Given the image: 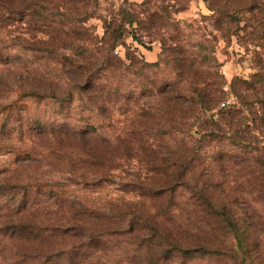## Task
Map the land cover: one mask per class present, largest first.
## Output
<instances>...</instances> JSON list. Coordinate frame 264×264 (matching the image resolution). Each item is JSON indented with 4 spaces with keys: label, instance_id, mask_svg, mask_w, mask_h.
Returning a JSON list of instances; mask_svg holds the SVG:
<instances>
[{
    "label": "trees",
    "instance_id": "1",
    "mask_svg": "<svg viewBox=\"0 0 264 264\" xmlns=\"http://www.w3.org/2000/svg\"><path fill=\"white\" fill-rule=\"evenodd\" d=\"M7 3L11 4L5 11L8 16L21 11L29 15L27 33L39 30L55 37L64 35L65 40L70 41L69 46L74 44L73 37L69 36L77 30L74 23L83 21L82 16L87 18L97 7V0H8ZM239 6L247 13L243 18L244 34L253 40L252 56L261 68L251 80L241 82L249 95L234 90L237 105L221 107L216 112L217 119L201 122L202 136L214 142L213 158L219 164L217 180L207 173L213 161L203 159L202 152L207 151L198 144L200 140H189L183 134L188 131L186 127L194 126L204 112L215 109L224 98V81L214 80L216 84L211 88L206 73L188 75L180 69L173 71V78L160 80L162 105L155 104V107L163 115L159 118L156 113L154 123L157 118V124L161 121L166 124L162 136L168 147H152L146 128L139 127L142 113L135 111L127 116L134 92L140 95L145 92V83L139 82L133 87L116 83L109 91L106 83L101 85L93 79L95 70L102 69L98 65H106L110 71L129 66L112 54V50L122 44L120 37L124 29H109L110 24H107L108 38L101 46L103 53L89 62L90 67L85 68L83 74L80 72L81 79L74 84L76 91L84 90L86 85L98 90L107 88L105 99L100 100L92 93L80 94L74 99L72 93L58 95L52 87L46 91L21 89L19 101L22 98L50 100L60 107L76 102L79 114L91 112V116L94 115L91 121L77 126L71 113L55 117L43 111L30 120L29 126L34 129L49 130V134L60 129L59 133L66 135L62 137L84 143L91 134L100 136L104 146L112 143L109 157L92 154L98 163L90 161L88 151L85 155L73 151L65 153L68 162L82 170L77 176L79 181L86 178V173L94 171L99 176L95 182L102 184L105 180L101 176L104 177L106 170L101 168L110 162H114L113 168L123 172L130 162L136 161L139 165V171L130 173L131 181L119 182L121 187L117 194L100 191L101 196L95 200L87 193L77 195V189L65 184L64 179L48 180L42 192L47 200L40 204L47 206L48 219L24 227L34 230L35 236L45 234L48 241H43L38 251L28 255L33 257L24 264H174L176 261L169 263L173 256L179 258L177 264H199L197 261L202 264H264V0H247ZM232 13L231 18H234L236 9ZM86 56L94 55L88 52ZM132 59L131 56V62ZM141 64L143 68L144 64L157 62ZM221 102L225 106V102ZM105 104L115 106L122 118H115L113 112L106 111ZM1 107L9 110L11 103ZM172 107H175L174 112H171ZM102 126L105 131L100 129ZM250 130H256L258 135L250 136ZM237 165L240 167H233ZM227 167L235 172L243 170L245 184L226 187L229 176H234ZM251 173L255 174V179L248 178Z\"/></svg>",
    "mask_w": 264,
    "mask_h": 264
},
{
    "label": "rangeland",
    "instance_id": "2",
    "mask_svg": "<svg viewBox=\"0 0 264 264\" xmlns=\"http://www.w3.org/2000/svg\"><path fill=\"white\" fill-rule=\"evenodd\" d=\"M244 1L247 0H97L94 12L87 18L82 16L83 21L80 19V23H74L77 30L69 33L74 44L69 46L70 41L65 40L64 35L55 37L39 30L27 33L26 19L29 15L21 11L8 16L5 11L11 4L7 3L8 0H0V264L27 263L33 255L27 256L38 251L43 241H48L45 234L35 236L34 230L24 228L32 222L37 223V220L48 219L47 206L40 205L47 200L42 192L46 190L45 183L48 180L64 179L65 184L77 189V195L87 193L95 200L101 196L100 191L107 195L117 194L121 187L119 182L131 181L130 173L139 171L136 161L130 162L124 172L120 168H113L114 162H110L101 168L106 170L104 177L101 176L105 180L102 184L95 182L94 179L99 176L94 171L86 173L88 177L79 181L77 176L82 170L68 162L65 153L73 151L85 155L88 151L91 157L95 153V156L102 153L109 157L112 143L104 146L100 136L91 134L86 143L79 140H74V143L69 137H62L64 134L62 131L59 133L60 129H54L51 134L49 130L34 129L29 126L30 120L43 111L55 117H65L71 113L75 119L73 123L77 126L91 121L94 115L91 116V112L79 114L76 102L60 107L51 104L50 100L40 102L33 98H22L19 101L21 89L46 91L52 87L58 95L72 93L74 99L80 94L85 96L89 93L100 100L105 99L108 96L105 92L107 88L98 90L86 85L83 88L85 91H76L74 84L81 79L78 77L81 76L80 72L83 74L84 69L90 67L89 62L103 53L101 46L108 38L107 24H110L109 29H124L120 37L122 44H118L112 54L129 66L124 70L110 71L106 65H98L102 69L95 70L96 77L93 79L101 85L106 83L109 91V87L116 83L127 87L145 83V92L141 95L134 92L127 116L135 111L142 113L139 127L146 128L152 147L164 149L167 146L162 136L166 124L162 121L157 124V118V125L154 123L156 113L159 118L163 115L155 107V104L162 105L160 80L173 78V71L180 69L188 75L206 73L211 88L218 79L224 81V98L215 109L204 112L194 126L186 127L188 131L183 134L189 140H200L198 144L207 151L202 152L203 159L213 161L208 165L207 173L217 180L219 164L213 158L214 142L202 136L201 122L204 119H217L216 112L221 107L225 109L237 105L234 90L249 95L241 82L251 80L261 68L252 56L254 42L244 34L243 18L247 13L239 8ZM216 8L219 11L222 9V13L219 14ZM233 9H236V14L231 18ZM225 13L228 14L225 16ZM76 51L80 54H76ZM88 52L94 56H86ZM142 62L157 64H144L142 68ZM221 101L225 102V106H222ZM7 103H11L9 110L1 107L7 106ZM152 105L153 108L150 107ZM105 107L106 111L113 112L115 118H122L115 106L105 104ZM174 108L171 112H174ZM166 117L169 118L168 115ZM85 118L88 120L84 121ZM100 129L105 131L103 126ZM248 133L254 137L258 135L256 130ZM90 161L99 162L94 157ZM227 171L234 176H229L228 182L223 178L226 187L245 184L243 170L235 172L232 167H227ZM251 174L248 178L255 179V174ZM245 188L251 190L248 186ZM179 261L177 256H173L169 263L177 264ZM196 263L202 264L200 261Z\"/></svg>",
    "mask_w": 264,
    "mask_h": 264
}]
</instances>
